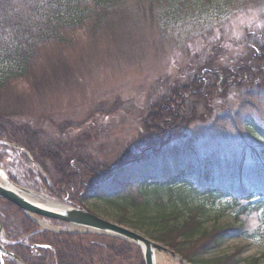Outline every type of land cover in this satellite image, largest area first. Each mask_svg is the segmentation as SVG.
<instances>
[{
	"label": "trees",
	"instance_id": "16d2710c",
	"mask_svg": "<svg viewBox=\"0 0 264 264\" xmlns=\"http://www.w3.org/2000/svg\"><path fill=\"white\" fill-rule=\"evenodd\" d=\"M215 1L218 0H136L132 8L148 16L153 13L156 18L161 13L175 15L183 9L200 10L207 2ZM132 8L127 0H0V138L11 139L27 149L47 173L48 180L42 177L44 183L52 181L73 204L100 197L118 211L120 224L136 222L137 226L152 227L153 233L144 234L195 264L197 256L218 247L229 237L245 233V228L242 224L227 225L209 234L195 220L199 219L198 210L189 209V214L181 218L185 211L176 207V203L184 202L189 191H199L197 194L203 198L246 200L249 206L264 208V119L241 115L244 106H252L249 103L254 99L256 103L259 98L264 100V36L253 39L248 57L240 59L234 67L214 72V64L207 61L191 83L175 84L176 88L161 94L144 119L148 123L141 133V153H130L118 164L92 161L82 154L73 158L65 147L68 139H60L57 144L56 134L35 124L23 107L29 91L42 90L64 68L65 72L70 68L64 58L43 64L34 62L43 45L59 42L67 32L76 29L92 33L103 28L109 34L115 33L112 37L116 39L117 28L123 26L125 30L119 31V40L123 37L124 42L138 41L136 35L140 34L134 31L137 21L129 15ZM248 58L254 59L252 65ZM19 83L27 84L25 90L16 87ZM220 83L227 93L232 84L236 86L234 90L243 95L241 107L233 111L215 110L208 112V116L227 128L242 126L247 130L256 142L250 153L252 160H247V154L237 155L233 164L213 157L212 151L203 161L196 159L198 149L209 147V143L206 140L198 143L195 136L187 137L191 125L197 122L194 106L203 105L212 111L209 101L219 94ZM203 116L206 115L201 114L200 121ZM70 126L57 128L61 131ZM21 156L26 159L25 154ZM56 168L61 173L59 180L53 173ZM13 179L17 180L14 176ZM133 186L136 194L132 192ZM167 201L171 210L164 205ZM156 204L163 209L157 210ZM0 221L7 248L26 264H144L142 251L128 241L95 233L41 230L24 210L1 198ZM260 260L256 258L254 264H264V259ZM237 263L238 259L233 257L212 262ZM6 264L16 263L6 258Z\"/></svg>",
	"mask_w": 264,
	"mask_h": 264
},
{
	"label": "rangeland",
	"instance_id": "374dc122",
	"mask_svg": "<svg viewBox=\"0 0 264 264\" xmlns=\"http://www.w3.org/2000/svg\"><path fill=\"white\" fill-rule=\"evenodd\" d=\"M127 1L131 8L136 2ZM132 9L129 15L137 21L134 31L140 34L136 35L138 41L124 42L123 37L119 40V31L125 30L124 26L117 28L118 32L116 29V39L112 37L115 33L109 34L103 28L92 33L76 29L67 32L65 39L59 42L43 45L41 55L34 60L43 64L64 58L69 64L68 72L64 68L58 78L45 88L29 91L23 107L26 116L34 123L36 121L35 124L56 134L57 144L60 139H68L65 147L69 148L73 158L82 154L92 161L118 164L130 153L140 154L141 133L148 123L144 119L161 94H166L171 87L176 88L175 84L191 83L200 66L207 61L211 60L209 65L214 64V72L234 67L240 59L248 57V46L253 39L259 38L258 35L264 36V0L243 3L218 0L207 2L200 10L183 9L175 15L161 13L156 18L153 13L148 16L134 7ZM260 39L263 41L262 37ZM248 61L252 65L254 59L248 58ZM26 86V83L16 85L22 90ZM221 86L220 83L219 94L209 101L212 111L203 105L200 108L194 106L197 122L191 125L187 137L195 136L196 142L206 140L209 143V147L198 149L196 159L203 161L205 155L212 151L213 157H221L225 162H236L237 155L245 154L247 160H252L250 153L256 142L248 136L247 130L242 126L227 128L226 124L214 122L208 116V112L215 110L233 111L241 107L243 95L239 90L235 91L236 86L232 84L228 93ZM257 101L254 99L249 103L252 106H244L242 118L264 119V100L259 98ZM201 114L206 116L200 121ZM57 126L70 127L61 130L65 131L62 133ZM0 152L5 156L3 165L14 172L22 187L63 203V198L57 196L62 194L61 188L52 181L44 183L42 177L47 173H43L40 162L31 153L28 160L20 152L12 153L9 147H2ZM53 173L57 180L61 178L58 168ZM132 189L136 194V186ZM197 193L189 191L184 202L176 203V207L185 211L181 218L189 214V209L198 210L199 219L195 220L209 234L215 228L235 224H242L245 233L229 237L218 247L197 256L195 264H212L214 260L225 257L238 259L237 264H254L256 258L262 262L264 208L249 206L250 202L246 200L234 201L219 196L203 198ZM99 198L89 197L74 206L118 222V211ZM164 205L167 210L172 209L168 201ZM156 206L157 210L163 209L160 204ZM133 223L127 222L126 225L143 233H153L152 227ZM164 263L178 264L163 253L158 256V264Z\"/></svg>",
	"mask_w": 264,
	"mask_h": 264
},
{
	"label": "water",
	"instance_id": "95a60500",
	"mask_svg": "<svg viewBox=\"0 0 264 264\" xmlns=\"http://www.w3.org/2000/svg\"><path fill=\"white\" fill-rule=\"evenodd\" d=\"M0 144L8 145L15 150L25 151L21 149L17 143L8 139H0ZM0 174L4 181L3 183L0 182V197L9 200L25 210L32 217L39 216L48 219H55L77 227L81 231L101 233L129 241L142 250L145 264H158V256L163 253L170 258H174L178 264H189L168 246L155 241L128 226L118 224L110 219L96 215L91 211L67 203L61 204L59 207H51L35 201L29 197L28 194H30V191L12 181L1 165ZM0 255L1 257L9 256L18 264H25L19 256L7 250L1 240ZM1 261L3 264V259Z\"/></svg>",
	"mask_w": 264,
	"mask_h": 264
},
{
	"label": "bare ground",
	"instance_id": "6f19581e",
	"mask_svg": "<svg viewBox=\"0 0 264 264\" xmlns=\"http://www.w3.org/2000/svg\"><path fill=\"white\" fill-rule=\"evenodd\" d=\"M0 182H2V183L4 182L1 174H0ZM28 195H29V197L31 199H33L35 201H38V202H41V203H44V204L49 205L51 207H59V206H61V204H59L56 201H53V200H49V199L44 198V195H42V194H35V193H33V194H28Z\"/></svg>",
	"mask_w": 264,
	"mask_h": 264
},
{
	"label": "snow or ice",
	"instance_id": "6c2138e0",
	"mask_svg": "<svg viewBox=\"0 0 264 264\" xmlns=\"http://www.w3.org/2000/svg\"><path fill=\"white\" fill-rule=\"evenodd\" d=\"M43 247H49V245H44Z\"/></svg>",
	"mask_w": 264,
	"mask_h": 264
}]
</instances>
